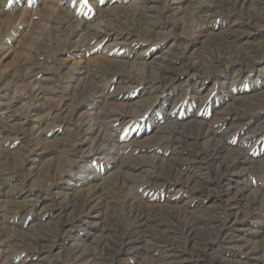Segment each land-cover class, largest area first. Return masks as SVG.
Instances as JSON below:
<instances>
[{"label": "rangeland", "instance_id": "374dc122", "mask_svg": "<svg viewBox=\"0 0 264 264\" xmlns=\"http://www.w3.org/2000/svg\"><path fill=\"white\" fill-rule=\"evenodd\" d=\"M191 245L264 264V0H0V264Z\"/></svg>", "mask_w": 264, "mask_h": 264}, {"label": "bare ground", "instance_id": "6f19581e", "mask_svg": "<svg viewBox=\"0 0 264 264\" xmlns=\"http://www.w3.org/2000/svg\"><path fill=\"white\" fill-rule=\"evenodd\" d=\"M138 5V4H137ZM263 8V7H262ZM85 38V37H84ZM76 45V44H75ZM167 65H168V63H167ZM167 65H166V67H167ZM168 68V67H167ZM29 69V68H28ZM90 76V75H89ZM119 114H121V113H118V115ZM117 115V116H118ZM124 115V114H123ZM114 116V115H113ZM117 116H114V117H117ZM122 116V115H121ZM6 118V117H5ZM116 119V118H115ZM105 120V119H104ZM117 120V119H116ZM172 122V121H171ZM258 122V121H257ZM168 129V128H167ZM248 134V133H247ZM103 141V140H102ZM174 143V142H173ZM184 149V148H183ZM216 153H219V148L217 149H214L213 151L211 150V152H210V154L212 155H214V154H216ZM160 157V156H159ZM166 157V156H165ZM219 158V157H218ZM176 160V159H175ZM193 162V161H192ZM152 164V163H151ZM150 165V164H149ZM187 165V164H186ZM183 171V170H182ZM199 171V170H198ZM190 175V174H189ZM187 176V175H186ZM193 176V175H192ZM206 177V176H205ZM193 178V177H192ZM219 178V177H218ZM190 179V178H189ZM194 179V178H193ZM217 179V178H216ZM221 179V178H220ZM197 181V180H196ZM130 188V187H129ZM230 212V211H229ZM234 215V214H233ZM229 216V215H228ZM104 217H105V215H104ZM231 222V221H230ZM218 223V222H217ZM232 223V222H231ZM234 223V222H233ZM230 224V223H229ZM227 225V224H226ZM233 227V226H232ZM183 228V227H182ZM190 232V231H189ZM138 233H139V231H138ZM137 235V234H136ZM114 237V236H113ZM158 237H160V236H158ZM136 238V237H135ZM125 239V238H124ZM131 239V238H130ZM192 239H193V235L192 234H190L189 236H188V244H191V243H193L192 242ZM132 240H134V239H132ZM138 240V239H137ZM221 240H223L222 238H221ZM135 241V240H134ZM218 241V240H217ZM155 242V241H154ZM182 244V243H181ZM204 246V245H203ZM118 247V246H117ZM177 247V246H176ZM191 247H192V245L189 247V250H187V251H189V252H191V254L190 253H186V255H182L181 257H179L178 258V261L179 262H184V261H186V260H190V261H192L191 262V264H199V260L200 259H197V258H199V255H198V257H197V255H195L194 253H193V251L192 250H190L191 249ZM198 247V246H197ZM202 248V247H201ZM193 249V248H192ZM199 249V248H198ZM187 251H185V252H187ZM195 251V250H194ZM146 253V252H145ZM86 254V253H85ZM198 254V253H197ZM200 254V253H199ZM203 254H205V253H203ZM205 255H207V253L205 254ZM256 256V255H255ZM195 257H197L196 259H193V258H195ZM204 257V256H203ZM207 257V256H206ZM213 258V257H212ZM222 258H224V257H222ZM222 258H220V259H217L216 260V262H217V264H228V263H226L225 262V260L224 259H222ZM177 259V258H176ZM205 260V259H204ZM215 260V259H214ZM227 260V259H226ZM229 261V260H228ZM113 262V261H112ZM202 263V262H201ZM200 263V264H201ZM230 263V262H229ZM109 264H111V263H109Z\"/></svg>", "mask_w": 264, "mask_h": 264}]
</instances>
